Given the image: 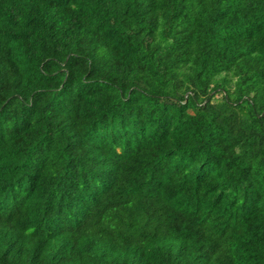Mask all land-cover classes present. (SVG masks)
<instances>
[{
	"label": "trees",
	"instance_id": "16d2710c",
	"mask_svg": "<svg viewBox=\"0 0 264 264\" xmlns=\"http://www.w3.org/2000/svg\"><path fill=\"white\" fill-rule=\"evenodd\" d=\"M0 264H264V0H0Z\"/></svg>",
	"mask_w": 264,
	"mask_h": 264
}]
</instances>
